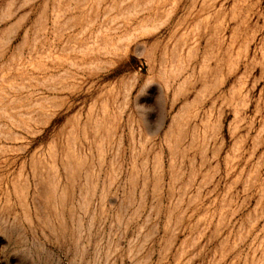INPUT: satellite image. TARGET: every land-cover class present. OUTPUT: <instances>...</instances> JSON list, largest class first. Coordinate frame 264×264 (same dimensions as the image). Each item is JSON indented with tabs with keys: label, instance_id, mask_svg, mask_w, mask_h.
I'll return each instance as SVG.
<instances>
[{
	"label": "rangeland",
	"instance_id": "1",
	"mask_svg": "<svg viewBox=\"0 0 264 264\" xmlns=\"http://www.w3.org/2000/svg\"><path fill=\"white\" fill-rule=\"evenodd\" d=\"M0 264H264V0H0Z\"/></svg>",
	"mask_w": 264,
	"mask_h": 264
}]
</instances>
